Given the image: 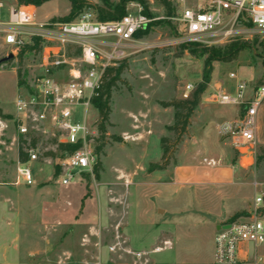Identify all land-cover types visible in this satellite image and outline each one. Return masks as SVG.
Returning a JSON list of instances; mask_svg holds the SVG:
<instances>
[{
	"label": "rangeland",
	"instance_id": "374dc122",
	"mask_svg": "<svg viewBox=\"0 0 264 264\" xmlns=\"http://www.w3.org/2000/svg\"><path fill=\"white\" fill-rule=\"evenodd\" d=\"M9 1L2 0L5 4ZM87 1L94 6H102L100 0ZM120 1L110 0L114 6ZM144 1L154 17L163 18L140 36V40L147 45L171 42L182 37L179 25L168 18L177 15L183 7H191L197 2L169 0L172 13L168 14L159 0ZM138 5L142 6L138 1L127 4L125 12L135 13ZM70 12L69 0L50 1L32 12L33 20L27 27L30 33L25 36L24 47L15 49L5 45L0 38V60L10 53L15 56L0 66V198L20 200L23 206L20 220L24 223L21 225V235L28 230L32 232L33 240L30 239L29 246L32 245L37 252L35 260L51 264H213L211 234L202 223L194 229L191 239L172 240L170 232H165L158 240L151 239L154 231L149 232L151 237L145 243L143 240L142 243L127 240L122 231L124 225L139 218L150 203L151 206L158 205L161 200L155 202L149 199L138 187L132 186L129 176L119 170L129 172L137 185L149 183L154 186L171 182L178 166L197 164L206 156L219 160L223 150L229 154L231 165L237 161L239 163V155L232 147L229 136L217 137L216 124L231 118L230 106L211 103L207 98L218 85L228 91L233 90L236 81L229 79L230 73L237 74L239 79L251 85L264 80V33L248 28L249 32L232 41L227 39L217 43L186 42L158 48H147L144 45L123 48L122 53H118L113 60L114 66L122 64L125 67L120 80L112 89V113L103 140L98 129L96 144H105L100 155L99 179L86 177L72 186H61L56 182L54 167L41 159L39 163L32 164L36 184L28 187L17 176V165L25 148L15 129V100L34 84L40 73L44 47L59 45L35 32L42 26L57 31L56 27L50 25L75 22L74 18L68 21ZM36 39L41 40V49L30 51L28 48L33 46ZM106 41L114 43L115 39L107 38ZM230 42L243 44L244 48L238 58L231 62L217 60L207 65L208 55H204L203 51L224 47ZM183 46L188 49L184 50ZM102 48L111 52V48ZM78 49L77 45H70L69 55L79 57ZM188 85H191V90L188 97L184 98ZM174 100L194 101L197 104L196 110L203 102L226 119L215 117L210 122L205 114L200 113L189 135L176 147L172 161L174 164L154 177H147L145 173L150 163L161 160V138L171 140L168 143L171 151L175 148L176 136L167 130L174 123V109L160 105L161 102ZM88 115L89 122L97 120L98 128L100 119L96 108H90ZM83 117L84 109L77 108L74 120L82 122ZM258 126L264 140V113L258 117ZM137 133L140 135L136 139L132 138ZM116 137L120 141H116ZM54 145L53 141L45 138L39 141L40 151L44 153L52 151ZM236 169L233 182L237 188V197L227 205L219 202L221 208L216 209L219 214L232 210L222 215L220 221L233 219L238 214L252 210L255 196L253 183L264 182V146L258 143L255 166L241 168L237 165ZM115 188L120 189L119 195ZM128 189L130 194L125 196ZM125 199L129 201L128 205ZM182 200L183 197H180L174 202H165L167 207L172 208L169 209L178 211ZM202 204L203 201L197 200L196 206H188L190 209L203 210ZM108 209L115 213L109 216ZM162 214H156L159 223L154 224L151 230H155L156 225L165 228L170 226L171 223L166 217L162 218ZM201 215L207 217L206 214ZM116 221L117 229L113 226ZM118 227L121 229L120 234L116 232ZM25 246L28 247L27 242ZM120 247L134 251L142 249L145 252L135 255L119 250ZM256 255L251 257L248 264H264V246L257 249Z\"/></svg>",
	"mask_w": 264,
	"mask_h": 264
},
{
	"label": "built area",
	"instance_id": "2783aa9c",
	"mask_svg": "<svg viewBox=\"0 0 264 264\" xmlns=\"http://www.w3.org/2000/svg\"><path fill=\"white\" fill-rule=\"evenodd\" d=\"M137 7L135 13L110 21H100L95 11L85 10L75 22L51 24L57 31L42 26L35 32L59 45L44 47L40 73L34 84L15 100V129L28 155L26 161L19 160L17 176L25 186L36 184L32 164L39 163L41 159L54 167L56 182L61 186H72L87 176L95 177L100 163L96 152L98 128L97 120L88 121V111L94 108L92 101L98 94L106 69L113 66L115 56L122 53L123 48L232 41L249 32L248 28L264 33V0H197L191 7L185 6L177 15L168 18L179 25L182 37L147 45L138 34H144L163 18L147 15L142 6ZM32 20L31 11L12 10L10 22L0 24L3 43L15 49L24 47L25 36L30 33L27 27ZM107 38H114V43L107 42ZM70 45L81 49L79 57L69 55ZM102 47L111 48V52ZM229 79L236 81L232 91L218 85L207 100L240 110L238 120L227 135L239 155L238 166L252 168L257 159L256 117L264 104V80L251 85L235 73H230ZM186 90L184 98L188 97L191 85ZM79 107L84 109L82 122L74 120ZM41 138L53 141L55 145L49 153L54 156L40 151ZM60 145L74 149L60 150ZM57 170L59 174L56 176ZM253 186L252 210L217 226L216 264H248L251 257H257V249L264 246V182L255 181Z\"/></svg>",
	"mask_w": 264,
	"mask_h": 264
},
{
	"label": "crops",
	"instance_id": "0c3cea01",
	"mask_svg": "<svg viewBox=\"0 0 264 264\" xmlns=\"http://www.w3.org/2000/svg\"><path fill=\"white\" fill-rule=\"evenodd\" d=\"M38 9L39 7L21 6L19 5L18 0H10L6 4L0 0V24H7L10 22L12 10L34 12ZM0 38L2 39L1 36ZM229 111L231 113H229V115H232L231 118L224 120L226 119L223 118L225 116H219L216 113L217 111L214 112V110L210 108V105H206L202 102L194 112L189 131L194 127L196 119L199 117L200 113H203L207 116L210 122L215 117H221L220 119H223L224 121L216 124L218 133L217 137L227 135V131L234 125L240 116V110L237 107L230 106ZM260 113H264V105L259 108L256 117L257 141L264 146V140L258 130V117ZM138 135L140 134L137 133L133 135L132 138L136 139ZM206 157L207 158H204L197 164L194 163V165L188 167H176L175 176L168 184L163 183L153 186V184L149 183H140L137 185L134 182L133 176H131L129 172L119 170L123 174L129 176L132 186L135 188L138 187L149 197V199L155 200V202L161 200L158 205L151 206L150 203V206L141 212L142 215H140L139 218L124 225L122 231L127 240L130 242L140 241L141 243L143 240V243H145L148 238L151 237L149 232L154 231V236H152L151 239L158 240L165 232H170L171 238H169L172 240L191 239L193 237L192 233L194 229L202 223L211 234V258L212 263L216 264L214 260V245L217 226L226 220L220 221L223 219L222 215L232 210H227L222 214H219L220 212L217 211L221 208L219 202L227 205L231 200H234L237 197V188L235 187L233 180L237 170L236 166L238 165V161L231 165L229 163L230 156L225 150H223L219 160H216L214 157ZM151 164L153 163H150V165ZM171 165L164 170L154 172H149L148 168L145 176L154 177L157 173L168 170ZM130 189H128L125 196L130 194ZM115 191H117V195H119L120 189L115 188ZM180 197H183V200L182 205L179 203L178 207H180V209L178 211L171 210V207H167L168 204L165 200L174 202ZM197 200L203 201V204L201 205L203 206V210L189 208L188 205L190 204H195L196 206ZM125 203L128 205L129 201L125 199ZM22 207L20 200H4L0 198V264H51L39 263L35 260L37 252L32 245L31 247L29 246L31 240H33L32 232H29L28 230L23 232V236L21 235L22 233L20 229H23L21 225L23 226L24 224L23 221L20 220L23 212ZM29 211L30 210H28V212ZM107 212L109 213V216L115 213V211L112 212L110 209H108ZM198 212L204 215L206 214L207 217H204L201 214L199 215ZM157 213H163L161 217H166L169 220L168 222L171 223L170 226L165 228L163 225L159 227L156 225L155 230H151L153 225L159 221L155 218ZM113 226L117 229V221ZM120 231L121 229L118 227L116 232L120 234ZM25 234L27 236H25ZM25 238H27V241ZM26 242L28 247L25 246ZM121 249L123 248L120 247L119 250ZM124 251L135 255H141L145 252L142 249H135V251L127 249Z\"/></svg>",
	"mask_w": 264,
	"mask_h": 264
},
{
	"label": "trees",
	"instance_id": "16d2710c",
	"mask_svg": "<svg viewBox=\"0 0 264 264\" xmlns=\"http://www.w3.org/2000/svg\"><path fill=\"white\" fill-rule=\"evenodd\" d=\"M53 0H18L19 5L21 6H35L41 7L45 3H48ZM71 3V12L68 21H72L73 18L77 19V17L83 13L85 10H94L100 21H110V20H118L122 18L127 13L125 12L126 5L138 1L144 8V13L152 16L148 4L144 0H121L116 6H114L110 0H100L102 2V6H94L90 4L87 0H69ZM165 8L168 10V14L172 13V5L169 0H159ZM85 9V10H84ZM67 23V22H66ZM149 31L144 32L146 34ZM142 33H139L138 36H141ZM41 40L36 39L34 41L33 46L29 47L30 51L40 50L41 48ZM243 44L238 42H230L224 47L220 48H211L203 51L204 55H208L206 59L207 65H210L214 61H223V62H231L238 58L239 53L243 49ZM184 50L188 48L183 46ZM81 54V49L79 48L77 51V55ZM22 58V53L20 54ZM124 65L119 66H111L106 69L105 74L102 78L101 86L98 90V94L93 98V106L99 113V124L98 129L101 135V140L107 135V126L110 124V116L112 113L111 110V96L112 89L116 86V83L120 80L121 74L124 69ZM160 105L163 108L174 109V123L171 126L167 127V130L172 132L175 138V148L171 151L169 147V142L171 140L167 137L161 138V148H162V156L161 160L158 163H153L150 165L149 172H154L158 170H164L169 165L172 164L174 159V153L176 152V147L183 141L185 136L189 135V128L191 127V121L196 110L197 104L194 101L188 100H174L170 102H161ZM116 141H120V138H115ZM97 143V142H96ZM104 142L101 144H96V152L100 155L103 153ZM71 150L73 147H69L67 145H60V150ZM49 155L54 156L53 153H49ZM28 159V155L25 152H22L20 155V161L24 162ZM101 162L99 163L98 168L95 171V178L99 179L100 177V168ZM59 174V170L56 171V176ZM88 178V176H87ZM264 214V209L262 210ZM243 214H238L236 217L241 216Z\"/></svg>",
	"mask_w": 264,
	"mask_h": 264
},
{
	"label": "water",
	"instance_id": "95a60500",
	"mask_svg": "<svg viewBox=\"0 0 264 264\" xmlns=\"http://www.w3.org/2000/svg\"><path fill=\"white\" fill-rule=\"evenodd\" d=\"M14 57H15L14 54L13 53H10L8 56H6L5 58H3V59L0 60V66L2 64H4V63H6V62H8V61H10L12 59H14Z\"/></svg>",
	"mask_w": 264,
	"mask_h": 264
}]
</instances>
